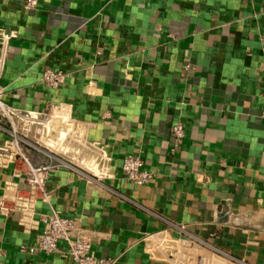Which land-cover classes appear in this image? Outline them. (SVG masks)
Segmentation results:
<instances>
[{"label": "crops", "instance_id": "0c3cea01", "mask_svg": "<svg viewBox=\"0 0 264 264\" xmlns=\"http://www.w3.org/2000/svg\"><path fill=\"white\" fill-rule=\"evenodd\" d=\"M23 2L0 0L2 100L61 108L91 151L51 171L29 215L0 210V264H73L21 249L52 211L114 264H264V0ZM11 137L0 113V147ZM127 155L149 183L123 177ZM25 170L0 157V199L30 189Z\"/></svg>", "mask_w": 264, "mask_h": 264}, {"label": "built area", "instance_id": "2783aa9c", "mask_svg": "<svg viewBox=\"0 0 264 264\" xmlns=\"http://www.w3.org/2000/svg\"><path fill=\"white\" fill-rule=\"evenodd\" d=\"M37 4L38 0H24L23 2L25 9H33ZM1 36L5 37L3 34ZM2 69L3 60L0 57V75ZM65 76V72L62 70L47 68L42 73L40 80L47 88L57 89L64 82ZM2 96L3 88L0 86V113L10 122L12 137L4 146L0 147V157L25 163L26 170L23 174L30 189L24 193H15L9 204L5 197L0 199V210L4 213L18 210L24 215H29L38 196L48 197L45 185L51 171L60 167L71 166V161L66 160L62 155L68 153L73 158L83 161L84 158L87 159V153L91 151V148L86 143L81 129L61 108L51 107L43 112H18L5 104ZM261 115L264 117V110ZM15 121L21 125L20 128L23 132H28L32 127H35L36 132L40 134L39 141L45 144V148H37L26 141L25 138L18 136L15 133ZM56 121L59 123L57 129H55ZM171 130L174 148H176L178 142L184 137V127L178 122L172 126ZM48 141H54L56 146L47 144ZM20 142L33 147L46 158L43 160L36 156L27 155L26 149L22 147ZM121 173L127 181L136 185L147 184L154 176L153 172L143 168V161L139 155H127L122 161ZM42 220L44 223L42 232L38 235L34 244L22 246V250L31 254H58L61 257L69 258L73 264L115 263V259L112 257H96L92 253V235L78 225L76 218L62 216L56 211H52L45 215Z\"/></svg>", "mask_w": 264, "mask_h": 264}, {"label": "rangeland", "instance_id": "374dc122", "mask_svg": "<svg viewBox=\"0 0 264 264\" xmlns=\"http://www.w3.org/2000/svg\"><path fill=\"white\" fill-rule=\"evenodd\" d=\"M20 126L21 125H19V124H17L15 127V129H16V134L18 135V136H20V137H23V138H25V140L26 141H28L29 143H31L32 145H35L37 148H41V149H43V147L45 146V144L43 143V142H40L39 141V137H40V134H38L37 132H36V128L35 127H32L31 128V130L30 131H28V132H23L22 130H21V128H20ZM57 128H59V123L57 122L56 124H55V129H57ZM37 142H38V144H37ZM45 143H46V141H44ZM21 143V145H22V147L23 148H25V149H27L28 150V152L29 153H32V156H36V157H38V156H41V158H43V157H45L41 152H38L36 149H34L33 147H29V146H27L26 144H24L23 142H20ZM47 144H50V145H52V146H56L55 145V142L54 141H50V142H48ZM46 144V145H47ZM48 148H51V147H49V146H47ZM45 148V147H44ZM59 153H61V152H59ZM66 160H68V161H71V162H74V163H79V161H77V158H73V156L71 155V154H64V155H62ZM44 160V159H43ZM78 160H80V159H78Z\"/></svg>", "mask_w": 264, "mask_h": 264}]
</instances>
